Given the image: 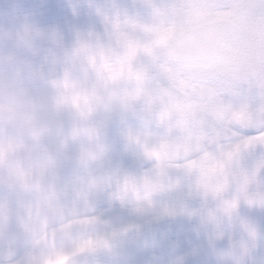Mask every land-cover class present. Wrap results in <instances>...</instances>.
Returning <instances> with one entry per match:
<instances>
[{
    "label": "clouds",
    "instance_id": "obj_1",
    "mask_svg": "<svg viewBox=\"0 0 264 264\" xmlns=\"http://www.w3.org/2000/svg\"><path fill=\"white\" fill-rule=\"evenodd\" d=\"M0 264H264V0H0Z\"/></svg>",
    "mask_w": 264,
    "mask_h": 264
}]
</instances>
